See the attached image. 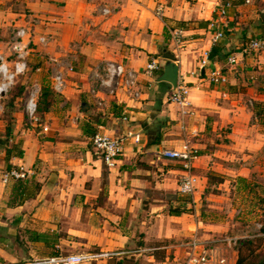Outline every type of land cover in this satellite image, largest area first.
<instances>
[{
	"label": "crops",
	"instance_id": "1",
	"mask_svg": "<svg viewBox=\"0 0 264 264\" xmlns=\"http://www.w3.org/2000/svg\"><path fill=\"white\" fill-rule=\"evenodd\" d=\"M221 2L0 0V52L7 53V41L16 27L29 24L26 16L37 15L42 22L31 26L29 61L33 66L53 55L68 53L75 58V73L67 88L54 94L48 109L39 115V124L26 120L25 91L22 110L9 113L12 123L5 119L8 110L1 101L8 93L0 99V138L8 139L7 144L0 143L4 147L0 151V218L9 221L1 220L0 225L52 233L53 245L60 252H124L96 264H167V253L195 234L214 247L222 235V250L225 237H237L239 247L229 264L264 250V229L257 227L259 215L251 216L264 206L258 203L264 196V50L242 52L241 48L245 40L264 31L260 18L264 0L229 8L237 19L230 21L228 34L219 41L226 55L221 59L216 55L201 67L204 52L213 45L209 22ZM159 3L165 5L162 18L155 15ZM103 6L111 12L102 14ZM258 18L260 23H256ZM166 26L184 30L183 47L175 56L178 80L189 87L192 115L181 116L178 106L168 101L171 84L156 80L166 61L163 50L172 52ZM37 35L47 36L48 45L38 44ZM233 54L237 62L229 64ZM152 58L160 59L161 68L149 77L142 71ZM104 60L121 62L139 73L140 99L120 91L114 98L106 96L102 108L93 104L85 76L91 66ZM212 69L221 70L225 80L211 83L208 73ZM34 72L30 81L50 87L46 65ZM16 99L18 105L22 98ZM124 114L128 121L123 120ZM6 130L10 137L1 135ZM87 130L121 140L123 151L116 165L106 166L90 142L93 133ZM128 130L138 132L140 141L126 138ZM183 139L198 150L193 169L198 177L193 197L196 211L176 215L169 210L190 209L192 200H181L178 191L181 165L159 158L158 152L179 146ZM15 165H23L28 178L40 183V190L22 205L8 207L11 184H4L1 177ZM208 174L222 182L208 187ZM240 206L248 207L249 214L237 216ZM254 228L259 232L254 234ZM160 237L186 240L168 247L149 242ZM159 249H163L161 255ZM147 250L152 252L143 255ZM15 259L0 247V264Z\"/></svg>",
	"mask_w": 264,
	"mask_h": 264
},
{
	"label": "built area",
	"instance_id": "2",
	"mask_svg": "<svg viewBox=\"0 0 264 264\" xmlns=\"http://www.w3.org/2000/svg\"><path fill=\"white\" fill-rule=\"evenodd\" d=\"M249 2V0H246ZM216 16L209 22V27L213 30L211 43L220 41L229 27L232 20L237 19L236 13H229L228 10L232 4L221 2L216 4ZM165 5L159 3L155 8V15L162 18ZM102 14H109L110 8L105 6L100 8ZM26 26H18L14 29L7 41V53L0 52V99L7 94L15 85L17 78L25 75L29 68L30 45L33 42L32 27L41 24L42 19L37 15L26 16ZM169 34L172 52L177 54L183 47L184 30L179 26H166ZM36 42L42 46H47L49 38L44 35H37ZM242 52L259 51L264 49V40L260 37H251L241 47ZM208 52L205 51L201 60V67L208 64ZM74 57L71 54H59L41 59L35 67L39 71L41 64H44L50 70V88L58 94H62L67 88L68 79L75 73ZM229 64H235L237 57L233 54L228 57ZM161 68L160 59H150L143 68V74L154 77L157 70ZM199 73V71H198ZM208 79L211 83H218L225 80V76L218 69H212L208 73ZM85 81L88 84L87 94L93 104L102 108L106 105L105 97H116L120 91L128 94L136 100L141 98L142 92L138 88L139 73L133 68L126 67L123 63L114 60H104L91 66L88 70ZM41 91V85L37 80H32L28 88L24 104V113L27 122L30 125L40 123L38 114V98ZM189 87L185 83L177 82L176 87L168 93V101L178 106L181 116L192 115L194 110L190 107L188 99ZM1 107V105H0ZM123 120L128 121L124 114ZM42 129L47 130L46 126ZM126 138H132L135 143L140 141L138 132L128 130ZM90 142L94 149L99 153L101 159L108 167L117 164L123 151V145L119 138L113 137L102 131H96L90 136ZM159 158L171 159L181 165V173L178 176V191L182 195L193 198L195 194L198 177L193 169L198 150L192 146L187 139L176 147H164L158 152ZM29 177V171L23 165H15L6 169L2 173L1 181L8 184L16 179H25ZM241 209L236 210V214L241 213ZM261 228L262 224L257 223ZM237 237L227 236L224 242L228 247L238 244ZM185 254L180 258H175L167 264H229L228 259L221 255L213 245L205 243L195 234L184 244ZM124 252L118 250H88L82 252H58L54 255L43 257H33L25 264H92L95 261L110 259L120 256Z\"/></svg>",
	"mask_w": 264,
	"mask_h": 264
},
{
	"label": "rangeland",
	"instance_id": "3",
	"mask_svg": "<svg viewBox=\"0 0 264 264\" xmlns=\"http://www.w3.org/2000/svg\"><path fill=\"white\" fill-rule=\"evenodd\" d=\"M221 1H223V0H221ZM262 33H263V31H262ZM262 33H261L260 36H257V37H260V38H262L264 40V38H263L264 37L263 36L264 33L263 34ZM227 34H228V32L226 33V35ZM247 40H245V41H247ZM261 51H262V49L259 50V51H257V52H261ZM33 73H35L34 72V68H33V63L29 62V68H28V71L26 72V74L25 75H21V76H19L17 78V80L15 82V85L8 92L7 96L1 100V101H4L5 109L8 110V113L6 111L5 119L9 123H12L13 122V118H14V117L10 116L9 113H12L15 110H22V103L24 102V97L26 95V94L24 95V91H25V93H27L26 89L28 90V88H29V86L31 84V81L33 80L32 79L30 81L29 78L32 77ZM49 79H50V77H49ZM39 83H40L41 87L44 86V84H41L40 81H39ZM17 97L18 98H22V100L21 99H18V101H17L18 102V105H15L14 103L17 100L16 99ZM42 113H39V115H41ZM7 131L8 130L4 131L3 133H1V135H4L6 137H10V132H9V134H7L6 133ZM3 150H4V147L3 146H0V151H3ZM193 197H194V195H193ZM183 199H185V200H192V201H189V203L191 205L189 207L190 209H187V210H188V213L195 214V211H196L195 209L196 208L194 206V203H195L194 200H193L194 198H192L190 196H186V195H182L181 194V200H183ZM260 200H261V198H260ZM177 201L178 200H176L175 202H177ZM164 203L166 204V206L169 205V202L168 201L167 202L164 201ZM174 203H173V206L176 207L177 204L176 203L174 204ZM183 204H185V203L183 202ZM203 204H204V207H205V204H206L205 201L203 202ZM243 210H244L245 213H243ZM248 210H249L248 207H244V208H242V211H241L240 214H238V215L236 213L235 214L237 216H239L241 214H243L244 216H246V215L249 214V211ZM165 212H166V210H165ZM221 212H222V210H221ZM252 212H253L252 215H251L252 217L253 216H256V215L257 216L259 215V217H258L259 218L258 219L259 221L257 223L262 224V227L261 228L264 229V206L263 207L262 206H259L258 207V210L252 211ZM218 214H220V213H218ZM220 215L222 217V214H220ZM1 220H4L3 221L4 223L5 222H9L8 219H6V217H4V216L0 218V221ZM258 232H259V230H256V228H254L253 233L255 234V233H258ZM29 238H30V234L27 231H24V228L23 227L16 228V224L0 225V247L4 248L9 253H12L16 257V259L13 260L12 262H5V264H25L27 261H29L33 257H43L45 255L42 252V251L45 250L44 249V246H43V243L42 242H37V244H32V243H30ZM179 238L180 237H175V238H172V239L171 238L170 239H162V237H160V238H157V239H154V240L152 239L149 242H153V243H156V244L159 243L160 245H163L164 244V245H166L168 247V246H170L172 244L174 245V244H179L181 242H185V240H186L184 238L181 241L180 240L176 241V242H178V243H176L175 240H177ZM219 238H221V241H219L217 243V246L219 248L217 247L216 249L219 251V253L221 255L225 256L228 259L229 262H232V260L234 259V256H235V252H236L237 248L239 247V244L230 248L225 243V246H223V250H222V235ZM189 239H190V237L188 238V240ZM153 243H150L148 245L149 246H152L151 244H153ZM262 243L264 244V241H262ZM185 250H186V247L184 245L179 246L177 248H173L169 253H167L168 254V257H169L167 263L171 262L175 258L177 259V258L182 257L183 255L181 253L183 252V254H184V251ZM61 251L62 252H68V251H65V250H61ZM161 251H163V249H159L158 250L159 255H161ZM151 252H152V250H147V251H144V253H142V254L145 255V254L151 253ZM143 255L141 257H143ZM263 257H264V250L262 248V249L259 250V252L255 253V254L252 253L251 257L248 259V262H253V263L254 262H259L261 259H263ZM103 260H109V259H103ZM97 262H100V261H95L92 264H96Z\"/></svg>",
	"mask_w": 264,
	"mask_h": 264
},
{
	"label": "trees",
	"instance_id": "4",
	"mask_svg": "<svg viewBox=\"0 0 264 264\" xmlns=\"http://www.w3.org/2000/svg\"><path fill=\"white\" fill-rule=\"evenodd\" d=\"M227 1H229L232 4V6H234L237 4H241L246 0H223V2H227ZM260 18L262 20L261 27H264V5L262 6L260 10ZM221 52H222V45L221 43L219 44V41H218L214 43L211 49L209 50L208 59H212L216 55H220V59L223 58L226 55V53H223V52L221 53ZM36 66L34 64L33 68L35 69ZM54 94L55 92L49 86L44 85L41 87L40 95L38 98V114L48 109L49 105L51 104ZM86 132L93 133L92 131H88V130ZM6 133L9 134V130ZM207 177H208V187L213 185L214 183H218L220 181L222 182V178L218 179L213 174H208ZM10 184H11L10 193L7 199L8 207H16V206L22 205L25 201L34 198L40 190V183L30 178L16 179V180L11 181ZM259 204L260 205L264 204V196L261 197ZM187 211L188 210L186 208L179 207V208L169 210V213L177 215V214H180L182 212H187ZM24 231H27L30 234L29 241L43 243L45 250L42 252L45 254L44 256L54 255L59 252V248L53 245V242H52L53 239H51V236H53L52 233H47V232L41 233V232H38L37 230L30 229V228H24ZM263 260H264V257L259 262L253 263V262H248V260H244L243 258V259H238L237 264H259Z\"/></svg>",
	"mask_w": 264,
	"mask_h": 264
},
{
	"label": "water",
	"instance_id": "5",
	"mask_svg": "<svg viewBox=\"0 0 264 264\" xmlns=\"http://www.w3.org/2000/svg\"><path fill=\"white\" fill-rule=\"evenodd\" d=\"M260 23V19L258 18L256 23ZM163 58L166 60L163 68H162V73L157 76L156 80L157 81H165L171 84V86L174 88L177 85L178 82V76H179V66L176 60V56L173 52L164 49L163 50ZM0 143L2 144H7L8 139L6 138H0ZM259 264H264V260L259 263Z\"/></svg>",
	"mask_w": 264,
	"mask_h": 264
}]
</instances>
